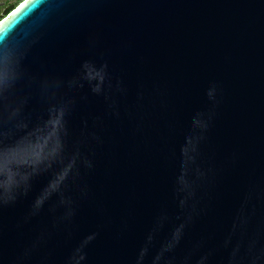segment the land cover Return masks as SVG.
<instances>
[{
    "label": "water",
    "instance_id": "1",
    "mask_svg": "<svg viewBox=\"0 0 264 264\" xmlns=\"http://www.w3.org/2000/svg\"><path fill=\"white\" fill-rule=\"evenodd\" d=\"M24 3L0 264H264V0Z\"/></svg>",
    "mask_w": 264,
    "mask_h": 264
},
{
    "label": "trees",
    "instance_id": "2",
    "mask_svg": "<svg viewBox=\"0 0 264 264\" xmlns=\"http://www.w3.org/2000/svg\"><path fill=\"white\" fill-rule=\"evenodd\" d=\"M7 1V0H6ZM5 1V2H6ZM20 2V0L18 1V3ZM6 4V3H5ZM17 5V2H14L12 4H10L9 6H7V8L3 9L4 6L0 5V18L3 16V14H5L8 10H10L13 6ZM3 10V12H2Z\"/></svg>",
    "mask_w": 264,
    "mask_h": 264
},
{
    "label": "rangeland",
    "instance_id": "3",
    "mask_svg": "<svg viewBox=\"0 0 264 264\" xmlns=\"http://www.w3.org/2000/svg\"><path fill=\"white\" fill-rule=\"evenodd\" d=\"M6 0H0V5L1 6H4V8L3 9H5V8H7V6H9L10 4H12V3H14V2H17V4H18V1L19 0H7L6 2H5ZM20 1H22V0H20ZM6 3V4H5ZM2 12H3V10H2ZM5 14H3V16H4Z\"/></svg>",
    "mask_w": 264,
    "mask_h": 264
},
{
    "label": "snow or ice",
    "instance_id": "4",
    "mask_svg": "<svg viewBox=\"0 0 264 264\" xmlns=\"http://www.w3.org/2000/svg\"><path fill=\"white\" fill-rule=\"evenodd\" d=\"M28 7H30L29 0H25L24 5H23L22 8L20 9V12L26 11Z\"/></svg>",
    "mask_w": 264,
    "mask_h": 264
},
{
    "label": "built area",
    "instance_id": "5",
    "mask_svg": "<svg viewBox=\"0 0 264 264\" xmlns=\"http://www.w3.org/2000/svg\"><path fill=\"white\" fill-rule=\"evenodd\" d=\"M20 3V2H19Z\"/></svg>",
    "mask_w": 264,
    "mask_h": 264
},
{
    "label": "crops",
    "instance_id": "6",
    "mask_svg": "<svg viewBox=\"0 0 264 264\" xmlns=\"http://www.w3.org/2000/svg\"><path fill=\"white\" fill-rule=\"evenodd\" d=\"M21 2V1H20Z\"/></svg>",
    "mask_w": 264,
    "mask_h": 264
}]
</instances>
